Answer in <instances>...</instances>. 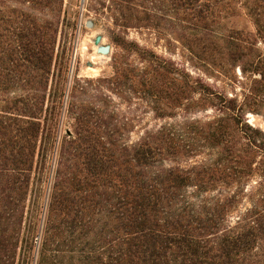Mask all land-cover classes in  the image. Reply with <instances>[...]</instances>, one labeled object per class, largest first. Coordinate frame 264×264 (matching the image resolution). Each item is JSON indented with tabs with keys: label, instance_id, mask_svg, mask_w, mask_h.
<instances>
[{
	"label": "trees",
	"instance_id": "obj_1",
	"mask_svg": "<svg viewBox=\"0 0 264 264\" xmlns=\"http://www.w3.org/2000/svg\"><path fill=\"white\" fill-rule=\"evenodd\" d=\"M93 1L124 33L165 31L172 10L183 46L221 66L245 56L243 33L214 25L230 3L264 34V0ZM63 5L0 0V264H264V134L243 105L136 41L112 77L69 81ZM137 85L157 117L184 116L128 144L103 89ZM203 101L215 114L187 118Z\"/></svg>",
	"mask_w": 264,
	"mask_h": 264
},
{
	"label": "rangeland",
	"instance_id": "obj_2",
	"mask_svg": "<svg viewBox=\"0 0 264 264\" xmlns=\"http://www.w3.org/2000/svg\"><path fill=\"white\" fill-rule=\"evenodd\" d=\"M167 2L170 7L173 6L171 0ZM167 15L169 22L165 31L129 28L124 33L114 25L113 20L104 14L93 0H83L82 3L81 0H64L56 63L60 65L64 56L63 64L66 63L68 66L69 81L76 78L94 80L112 77L114 74L113 57L124 53L122 48L124 41H136L139 45L172 61L177 68L183 69L191 78H199L211 86L214 91L236 98L237 103L242 104L245 110L242 122L248 123L264 134V34L256 33V26L246 15L245 10L238 4L230 3L229 8L221 13L214 24L219 25L222 31L225 29L241 31L243 40L238 43L247 47V49L242 48L245 56L237 61L228 62L230 64L223 63L222 66L219 64L225 62L222 53H214L211 56L204 54L201 59L188 51L175 33L178 27L173 11L170 10ZM88 20L92 22L91 27L85 25ZM181 26L185 28L187 34L190 33L188 21L181 22ZM96 35L101 36L99 44L110 45L109 53L100 54L96 51L94 44ZM256 55L261 58V64L258 67L255 65ZM130 58L136 60L133 54ZM103 91L110 96V107L124 122L123 139L128 144L138 141L146 131L155 130L166 124H175L182 120L180 116H184L182 111L171 108L169 104L170 107L165 108V111L174 116L157 117L145 101L141 85H137L136 92H129V94L126 92L119 96L113 88L112 90L104 88ZM180 113L181 115H177ZM213 114L215 112L209 102L203 101L199 106H194L189 110L187 118H210ZM66 127H69L67 118L63 119L60 134L64 133ZM256 179L258 178H254L246 185L247 193L257 189L254 183ZM250 204V201L244 197L239 205V212L243 213L246 208H250Z\"/></svg>",
	"mask_w": 264,
	"mask_h": 264
},
{
	"label": "water",
	"instance_id": "obj_3",
	"mask_svg": "<svg viewBox=\"0 0 264 264\" xmlns=\"http://www.w3.org/2000/svg\"><path fill=\"white\" fill-rule=\"evenodd\" d=\"M83 2V0H81V3ZM86 27H91L92 25V22L90 20H88L86 22ZM101 41V36L100 35H96L95 38H94V44L96 45V51L100 54H107L110 52V45L108 44H105V45H102V44H99Z\"/></svg>",
	"mask_w": 264,
	"mask_h": 264
}]
</instances>
